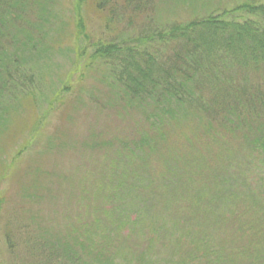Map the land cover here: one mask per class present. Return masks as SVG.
Masks as SVG:
<instances>
[{
  "label": "rangeland",
  "instance_id": "obj_1",
  "mask_svg": "<svg viewBox=\"0 0 264 264\" xmlns=\"http://www.w3.org/2000/svg\"><path fill=\"white\" fill-rule=\"evenodd\" d=\"M245 1L155 0L149 17L157 26L187 23ZM29 4L23 14L29 44L22 42L39 49L29 47L23 64L37 100L13 108L0 102L1 264L10 263L8 220L19 242L31 231L98 244L96 255L104 259L96 264H264V241L255 233L264 230V158L239 135L200 144L203 155L180 141V156L167 173V148L155 155L152 148L140 151L147 125L120 104L119 92L102 76L108 68H84L91 45L120 34L123 24L106 32V13L86 1L79 9L86 36L77 37L75 0ZM145 16H137L134 27ZM188 158L202 160L208 180L183 181ZM102 236L109 239L105 246ZM92 262L86 256L77 264Z\"/></svg>",
  "mask_w": 264,
  "mask_h": 264
},
{
  "label": "trees",
  "instance_id": "obj_2",
  "mask_svg": "<svg viewBox=\"0 0 264 264\" xmlns=\"http://www.w3.org/2000/svg\"><path fill=\"white\" fill-rule=\"evenodd\" d=\"M86 1L106 13V32L111 34V26L123 24L120 34L91 45L84 68L107 67L109 72L102 76L119 92L120 104L143 118L148 134L140 151L152 148L155 155L159 148H167L164 165L171 174L173 156H180V141L203 155L200 144L239 135L246 149L264 158V0H246L229 12L164 26L153 24L149 17L155 0H75L77 37L86 36L79 10ZM29 3L38 0H0V102H13L12 108L26 98L37 100L34 77L23 64L29 47L39 49L38 44L26 47L22 42L29 44L28 30H23ZM142 14L146 16L134 27ZM185 163L190 168L183 181L208 180L209 169L202 168V160L188 158ZM257 220L255 224H261L262 219ZM11 223L8 220L4 231L9 264H77L86 256L96 264V259H104L96 255L102 250L98 244L87 247L70 235L28 231L19 242L11 235ZM255 233L264 241V230ZM100 241L105 246L109 239L102 236ZM197 251L184 257L191 260ZM204 259L208 261L207 252Z\"/></svg>",
  "mask_w": 264,
  "mask_h": 264
}]
</instances>
